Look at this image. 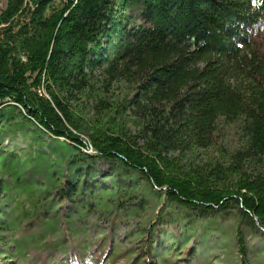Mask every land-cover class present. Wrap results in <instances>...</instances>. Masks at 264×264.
Segmentation results:
<instances>
[{
    "label": "trees",
    "instance_id": "16d2710c",
    "mask_svg": "<svg viewBox=\"0 0 264 264\" xmlns=\"http://www.w3.org/2000/svg\"><path fill=\"white\" fill-rule=\"evenodd\" d=\"M263 31L264 0H6L0 264H264Z\"/></svg>",
    "mask_w": 264,
    "mask_h": 264
},
{
    "label": "rangeland",
    "instance_id": "374dc122",
    "mask_svg": "<svg viewBox=\"0 0 264 264\" xmlns=\"http://www.w3.org/2000/svg\"><path fill=\"white\" fill-rule=\"evenodd\" d=\"M5 3H6V0H0V10L4 8L5 6ZM257 46H260V47H264V31L262 32V35H260V38L258 39V45ZM127 90H128V87L124 84H113L110 88L107 89V94L108 96L110 97L111 96V100H118L121 98V96L123 95H126L127 93ZM133 131H134V128H131ZM223 134H230V133H233V130L231 128H226V127H223ZM230 144L233 143V139L229 136V141H228ZM87 152H91V150L89 149ZM122 231H120L121 233ZM108 234V233H107ZM173 233L169 232L168 235L166 236V240H170V237H172ZM259 237V235H258ZM164 236H162L161 239H163ZM260 239V237H259ZM195 242H197V237L195 238ZM248 242L250 244H254L255 242L257 243V237H256V234H254V237H252L251 239L248 240ZM194 242H192L191 245H193ZM96 245L93 244V246L91 247V253L92 255L94 256V259H95V262L96 264H105V258H103V255L104 253H102V251L100 249H96ZM127 247H123V250H126ZM143 251V250H142ZM140 251V252H142ZM139 252V254H140ZM124 255L121 253L120 256L118 257L117 260H115V264H129L126 260L125 257H123ZM139 256V255H138ZM107 259V257H106ZM142 260H145V258H143ZM106 264H111V261H108V263ZM217 264H220V263H217Z\"/></svg>",
    "mask_w": 264,
    "mask_h": 264
}]
</instances>
